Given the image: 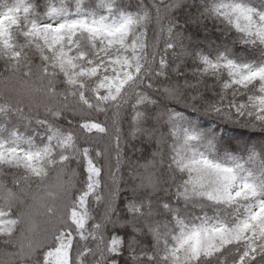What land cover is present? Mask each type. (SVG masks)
<instances>
[{"label":"snow or ice","instance_id":"snow-or-ice-1","mask_svg":"<svg viewBox=\"0 0 264 264\" xmlns=\"http://www.w3.org/2000/svg\"><path fill=\"white\" fill-rule=\"evenodd\" d=\"M0 264H264V0L0 5Z\"/></svg>","mask_w":264,"mask_h":264},{"label":"trees","instance_id":"trees-1","mask_svg":"<svg viewBox=\"0 0 264 264\" xmlns=\"http://www.w3.org/2000/svg\"><path fill=\"white\" fill-rule=\"evenodd\" d=\"M14 0H0V5L4 4V3H13ZM65 0H48V3L50 4H54L56 5L57 7H59L62 3H64ZM107 137H103L101 136V138L99 139V144L101 147H104L105 144L107 143Z\"/></svg>","mask_w":264,"mask_h":264}]
</instances>
